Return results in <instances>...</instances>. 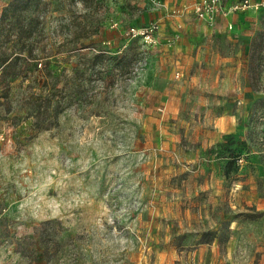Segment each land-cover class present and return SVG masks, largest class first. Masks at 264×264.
I'll use <instances>...</instances> for the list:
<instances>
[{
  "label": "rangeland",
  "instance_id": "374dc122",
  "mask_svg": "<svg viewBox=\"0 0 264 264\" xmlns=\"http://www.w3.org/2000/svg\"><path fill=\"white\" fill-rule=\"evenodd\" d=\"M195 1L0 0V264H264V10Z\"/></svg>",
  "mask_w": 264,
  "mask_h": 264
},
{
  "label": "built area",
  "instance_id": "2783aa9c",
  "mask_svg": "<svg viewBox=\"0 0 264 264\" xmlns=\"http://www.w3.org/2000/svg\"><path fill=\"white\" fill-rule=\"evenodd\" d=\"M250 9L264 10V0H238L228 4L226 0H196L192 6V12L197 18L207 21L211 26L215 25V17L220 15L228 17L236 12H246ZM231 28V25H230ZM158 29L157 25H150L142 31L131 29V36H142L146 42L152 41L153 33ZM2 214L0 213V220Z\"/></svg>",
  "mask_w": 264,
  "mask_h": 264
},
{
  "label": "trees",
  "instance_id": "16d2710c",
  "mask_svg": "<svg viewBox=\"0 0 264 264\" xmlns=\"http://www.w3.org/2000/svg\"><path fill=\"white\" fill-rule=\"evenodd\" d=\"M31 1L32 0H12L9 7L5 10L4 15L2 17V20H4L7 17L8 13L11 10H17L18 8L22 7L23 5H28ZM81 1L86 6H90L91 4H93L95 2V0H81ZM31 4H33V2ZM36 5H37V3H36ZM31 36H32V33H29L27 35V37H25V38L29 39ZM33 56L34 55L30 51V53H29L30 59H34ZM19 59H20L19 57H16V56L14 57L13 55H10V54L8 55L6 53H1V55H0V68H1L0 81L4 82L8 78H10L11 80L18 78L19 75L15 71V67H16L17 61ZM231 161L232 160H230V162ZM226 174H228V173H226Z\"/></svg>",
  "mask_w": 264,
  "mask_h": 264
},
{
  "label": "crops",
  "instance_id": "0c3cea01",
  "mask_svg": "<svg viewBox=\"0 0 264 264\" xmlns=\"http://www.w3.org/2000/svg\"><path fill=\"white\" fill-rule=\"evenodd\" d=\"M226 2L228 3V4H232V3H234V2H236V0L234 1V0H226ZM232 15V14H231Z\"/></svg>",
  "mask_w": 264,
  "mask_h": 264
}]
</instances>
